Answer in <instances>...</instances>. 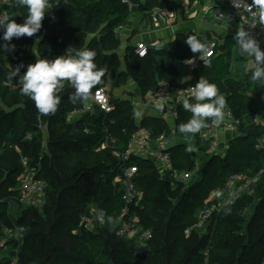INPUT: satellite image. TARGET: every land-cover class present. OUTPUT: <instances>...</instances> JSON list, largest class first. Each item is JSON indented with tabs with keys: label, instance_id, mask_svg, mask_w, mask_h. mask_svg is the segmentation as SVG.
<instances>
[{
	"label": "trees",
	"instance_id": "obj_1",
	"mask_svg": "<svg viewBox=\"0 0 264 264\" xmlns=\"http://www.w3.org/2000/svg\"><path fill=\"white\" fill-rule=\"evenodd\" d=\"M132 1L141 2L140 9L146 16L154 7L173 8L169 0ZM50 2L53 6L46 11L41 29L32 37H13L18 50L0 54V233L5 226L26 227L24 239L12 243L11 255H18V264H106L111 259L117 264H263L264 172L254 194L244 193L208 224V231L193 227L211 192L222 188L231 174L254 176L264 168V150L255 148L256 140L264 136V87L254 83L251 87L252 69L241 79L230 77L233 48L238 49L235 33L226 36L212 58V66L198 69L194 81L204 77L217 85L242 121L240 133L230 140L223 156L209 155V143L198 139L200 132L193 135L178 131V125L191 118L181 106L178 134L197 139L173 148L174 163L181 170L192 169L197 151L203 160L201 178L183 188L182 184L163 180L151 159L132 157L122 161L110 149H97L104 139L105 126L119 138V148L127 146L136 129L129 102L113 98L116 110L105 120L99 113L68 120L69 111L80 106L82 100L73 103L69 99L74 88L67 84L57 92L60 104L56 112L41 114L28 97L20 94L18 78L9 81L8 73L20 64L26 66L41 58L54 59L89 48L96 52L97 66L105 69L96 87L104 84L108 75L114 86L132 77L145 92L156 88L161 80L179 81L174 63L196 55L184 43L189 35L209 45L214 34L207 30L177 33L169 47L150 48L146 57H139L130 46L122 71L116 51L121 39L116 28L128 21V4L122 0ZM14 12L18 15L12 18L22 23L27 9L14 3ZM257 40L264 49V33L258 34ZM25 71L26 67L20 68L21 75ZM144 124L155 135L167 130L156 118H146ZM45 130L48 144L44 149ZM189 145L196 151H186ZM22 157H27L37 176L48 182L43 208L19 202ZM129 166L134 167L132 182L144 193L132 211H137L140 224L153 234L143 243L117 234L125 187L116 177ZM12 202L20 207L16 214L10 211ZM92 207L104 212L105 222L95 221L93 229L88 230L80 226V221ZM187 228L191 229L189 234ZM0 264L9 262L0 260Z\"/></svg>",
	"mask_w": 264,
	"mask_h": 264
},
{
	"label": "built area",
	"instance_id": "obj_2",
	"mask_svg": "<svg viewBox=\"0 0 264 264\" xmlns=\"http://www.w3.org/2000/svg\"><path fill=\"white\" fill-rule=\"evenodd\" d=\"M67 1V0H63ZM123 3L128 4L130 10L140 9L141 2H133L132 0H122ZM171 5L173 0H169ZM144 2V0H142ZM246 2L251 4L252 0H227V7L219 10L215 16L218 20H224L230 24L243 26L250 31L257 39V35L264 33V24H261L257 17H254L246 7ZM53 6L52 2L49 4V9ZM172 10L162 9L161 7H154L149 11L150 17L155 26H169V20L173 16ZM14 12V0H0V18L10 16ZM125 25L121 24L116 28V32L120 33L121 40L123 37ZM118 33V35H119ZM1 37V36H0ZM5 41L0 39V45ZM10 45L14 44L11 40ZM223 40L219 37H213L210 41V56H205L202 59L198 55H192L181 60L182 66L186 67L187 78L179 80L176 83L161 80L158 86L153 89H148L142 92L136 80L132 77L128 78L121 86L122 92L120 94L113 93L112 87L106 85V81L101 86L92 89V95L87 100H82V104L73 108L68 113V120L74 118H81L86 114L94 115L99 113L107 116L114 113L116 104L112 102L113 98L116 101H127L134 110L133 120L136 129L132 133L127 146L119 148L117 138L114 133L110 132L109 127L105 126V136L101 141L98 150H112L113 155L122 161H127L132 157H137L145 160H153L157 170L163 180H170L173 184L190 185L198 181L202 176L203 163L199 159L196 160L195 165L190 170H181L178 168L173 160V148L180 142L191 143L197 138L189 135H180L177 131V121L180 116V107L182 106V97L187 95L192 86L196 83L194 81L197 70L202 67H211L212 58L217 54V48L222 45ZM15 45V44H14ZM151 45L145 41H138L134 46V51L139 57H146L149 53ZM18 47L15 45V51ZM14 51V52H15ZM12 51L4 54L14 53ZM121 54V58L126 62L125 57ZM111 77V76H110ZM63 87L58 89L60 92L67 84L71 87V83L64 81ZM127 94V96L125 95ZM129 96V97H128ZM162 103L164 109L157 108V104ZM140 112V116L135 113ZM146 118H156L167 126V130L158 135L154 131L145 126L144 120ZM114 123V120H111ZM241 119L234 115L232 108L226 103L224 109V119L217 125L210 121L208 127L203 128L198 139L208 142L209 148L206 150L207 154L224 155L228 149L225 145L224 134H239ZM255 148L264 150V136L256 140ZM200 151H197L198 156ZM23 170L18 177L20 196L19 202L25 206H32L36 208H43L45 204V195L48 182L45 178L38 177L36 169L28 164L27 157H22ZM134 167L129 166L123 169L116 177V181H123L125 192L123 193L124 207L118 217L117 234L129 239H134L139 243L150 240L153 236L150 229L144 228L139 221L137 211H132L134 206H137L144 196L143 191L138 189L131 180ZM264 172L262 168L256 175L249 176L246 173H233L226 180L224 186L214 189L206 201V205L199 209L197 214V221L193 225L202 231H208V224L217 219L223 211L229 209L244 193L252 195L255 192V184L259 181L261 174ZM216 217V218H215ZM215 218V219H214ZM214 219V220H213ZM95 221L103 224L105 222L104 212L92 207L90 214L84 215L81 218L80 226L88 230L93 229ZM191 232L190 228L186 229V233ZM26 227L21 224L12 226H5L0 233V260L9 262V264H18V255H11L12 243H20L25 236ZM17 253L18 250L16 249ZM264 264V260H263Z\"/></svg>",
	"mask_w": 264,
	"mask_h": 264
},
{
	"label": "clouds",
	"instance_id": "obj_3",
	"mask_svg": "<svg viewBox=\"0 0 264 264\" xmlns=\"http://www.w3.org/2000/svg\"><path fill=\"white\" fill-rule=\"evenodd\" d=\"M16 7L27 9V15L23 16L22 23H17L13 14L0 18V29H3L5 43L0 45V54L15 51V45L9 44L13 37L19 39L23 36L32 37L42 27V21L49 9L50 0H14ZM247 10L264 24V0H252L246 2ZM233 39L236 41L241 56L253 61L250 83L264 87V49L260 47L261 41L257 40L250 31L243 26L237 28ZM184 43L189 46L191 52L199 58L210 56V46L202 42L197 36L189 35ZM96 52L89 48L76 51L73 55H61L54 59L41 58L28 65L20 64L8 73V80L17 77L20 85V94L28 97L41 114L54 113L60 104L57 90L63 87L64 81H68L74 88L69 99L75 103L78 100H87L92 95V89L101 83L105 69L99 68L95 63ZM26 67L21 75L20 68ZM163 110L162 103L156 105ZM226 99L220 93L217 85L204 77L192 86L187 95L182 97V108L191 113V118L178 125L181 134H196L202 128L208 127L207 121L219 125L224 119ZM140 116V112L135 113ZM188 152L196 151L189 145Z\"/></svg>",
	"mask_w": 264,
	"mask_h": 264
},
{
	"label": "crops",
	"instance_id": "obj_4",
	"mask_svg": "<svg viewBox=\"0 0 264 264\" xmlns=\"http://www.w3.org/2000/svg\"><path fill=\"white\" fill-rule=\"evenodd\" d=\"M174 7L172 8L173 16L169 20L170 25L169 26H162L161 29L157 32V34L153 37L152 33L154 30H148L145 31L142 34H135L133 31V22L139 21L141 22L142 19L145 18H152L150 16H146V12L141 9L136 10H130V14L128 17V21L124 23L125 28L122 32L125 39L128 40V44L125 47V52L129 53V47L135 46L136 42L138 41H145L148 44L151 45L150 48H157V47H169L170 44L175 40L177 33L180 32H189V31H200V30H207V31H217L221 34H223L224 30H228V33L223 34L222 40L224 43V40L227 35L233 34L236 32L237 28L239 26L233 24H230L228 22H225L224 24L215 25L214 22L210 19H213L215 17V14L219 11L227 7V0H181L182 2V8H178V4L180 0H175ZM204 4V5H203ZM137 13H139L141 16L138 17ZM153 22V20H152ZM148 22L145 23L147 25ZM152 29L157 28L158 26L155 24L151 25ZM155 26V27H154ZM132 27L133 35H129L130 28ZM173 36V40H171L168 35ZM133 36V37H132ZM126 43V42H125ZM222 43V44H223ZM239 51L236 47L233 48L232 57L233 54ZM126 53V55H127ZM119 60L121 61V68L122 71L126 69V62H124L121 58V54L118 52ZM243 58V57H242ZM246 59V58H245ZM126 60V57H125ZM174 65L177 67L180 79L185 80L187 78V68L182 66L181 60H177ZM231 64V71H230V77L234 79H241L244 74L248 73L252 68H249L247 71L241 72L238 71L232 66ZM108 79L106 81V85L109 87H112L113 80L110 76H108ZM179 79V80H180ZM123 85V84H122ZM122 85L114 86L112 89L113 93L120 94L122 92ZM251 87H253V83H251ZM127 95V94H125ZM239 134H231V133H225L224 134V141L225 145L228 147L229 142L234 137L238 136Z\"/></svg>",
	"mask_w": 264,
	"mask_h": 264
},
{
	"label": "rangeland",
	"instance_id": "obj_5",
	"mask_svg": "<svg viewBox=\"0 0 264 264\" xmlns=\"http://www.w3.org/2000/svg\"><path fill=\"white\" fill-rule=\"evenodd\" d=\"M175 0H173L172 1V3H174L175 4ZM174 4H173V7H174ZM204 5V4H203ZM178 8H182V2H181V0H180V2H179V4H178ZM137 15H138V17L139 16H141L139 13H137ZM210 20H212L214 23L213 24H215V25H220V24H224L225 23V21L224 20H218V18L215 16V17H213V19H210ZM146 22H148V24L147 25H145V23ZM127 24V23H126ZM133 29H135L133 32L135 33V34H142V33H144L145 31H148V30H154L153 31V33H152V36L154 37L156 34H157V32L161 29L160 27H162V26H164V25H160V26H158L157 28H153L152 29V26L151 25H154V23L152 22V20L150 19V18H145V19H142V21L141 22H139V21H136V22H133ZM155 27V26H154ZM210 31V30H209ZM133 32H132V27L130 28V33H129V35L131 36V35H135V34H133ZM149 32V31H148ZM229 31L228 30H224V32H223V34H225V33H228ZM119 33V32H118ZM211 33L212 34H214L213 36L214 37H219V38H222V36H223V34H221V33H219V32H215V31H211ZM91 35H96V34H91ZM119 37H120V39H121V36H120V33H119V35H118ZM132 36V37H133ZM168 37L171 39V40H173V36H171L170 34L168 35ZM126 42V43H125ZM128 44V40L127 39H125V37L123 36L122 37V40H121V43H120V45H119V47L117 48V52H119L120 54H123L122 56H124V54H125V47H126V45ZM243 56H241V54H240V52L239 51H236L234 54H233V57H232V61H231V64H233L232 66H234V68L236 69V70H238V71H241V72H244V71H247L249 68H252V66H253V61L251 60V59H245V57H243ZM127 96V95H126ZM129 97V96H128ZM47 132H46V130H45V133H44V141H43V145H44V149L45 148H47V144H48V142H47ZM197 159H199L200 160V162H202L203 163V160H201V158H200V152H199V154H198V156L196 157V160ZM183 185V184H182ZM187 188V185H183V188ZM18 209H20V207L16 204V203H11V209H10V211L11 212H13L14 214H16L19 210ZM17 250L19 251V248H17Z\"/></svg>",
	"mask_w": 264,
	"mask_h": 264
},
{
	"label": "water",
	"instance_id": "obj_6",
	"mask_svg": "<svg viewBox=\"0 0 264 264\" xmlns=\"http://www.w3.org/2000/svg\"><path fill=\"white\" fill-rule=\"evenodd\" d=\"M106 264H117L114 260H109Z\"/></svg>",
	"mask_w": 264,
	"mask_h": 264
}]
</instances>
